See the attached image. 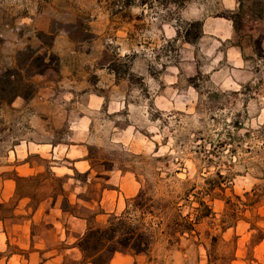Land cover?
<instances>
[{
    "label": "rangeland",
    "instance_id": "374dc122",
    "mask_svg": "<svg viewBox=\"0 0 264 264\" xmlns=\"http://www.w3.org/2000/svg\"><path fill=\"white\" fill-rule=\"evenodd\" d=\"M31 63L0 104V261L151 188L186 233L147 218L135 264H264V0H0V76Z\"/></svg>",
    "mask_w": 264,
    "mask_h": 264
},
{
    "label": "trees",
    "instance_id": "16d2710c",
    "mask_svg": "<svg viewBox=\"0 0 264 264\" xmlns=\"http://www.w3.org/2000/svg\"><path fill=\"white\" fill-rule=\"evenodd\" d=\"M42 37L50 40L49 46L53 44V34L46 35L41 33L39 36L41 41ZM37 60L41 62V66L40 70L34 72V74L41 75L49 68L48 62L51 58H47L46 55L42 58L39 57ZM32 67V63L27 64L24 70H7L0 76V104L3 102L11 104L18 98L28 100L34 95L33 84L22 76V71L32 76ZM151 191V188L142 189L132 200L133 211L139 214L138 219L133 221L123 216L113 217L102 227H88L84 236L76 244L85 263L110 264L116 254H148L155 241V234L151 232L150 226L147 228V224H145V220L149 217H160L162 222L158 225L161 227L165 225L166 231L171 233L169 234L171 238L186 233L185 230H179L178 226L173 223L168 215L156 216L155 211H159L161 202L155 201L150 196Z\"/></svg>",
    "mask_w": 264,
    "mask_h": 264
},
{
    "label": "crops",
    "instance_id": "0c3cea01",
    "mask_svg": "<svg viewBox=\"0 0 264 264\" xmlns=\"http://www.w3.org/2000/svg\"><path fill=\"white\" fill-rule=\"evenodd\" d=\"M47 229L49 238H51L50 241H40L33 247L31 242L19 245L21 250L28 251L31 247L33 248L34 251L30 253L27 260H23L21 256L13 255L2 258L0 264L2 261L3 264H87L83 261L82 254L76 247L77 242L87 231V226L83 221L79 220L75 230L79 235L76 234L70 244L66 232L73 231L71 227L61 230L58 225L54 224ZM5 247H7L6 242ZM110 264H135V260L128 255L116 254Z\"/></svg>",
    "mask_w": 264,
    "mask_h": 264
}]
</instances>
